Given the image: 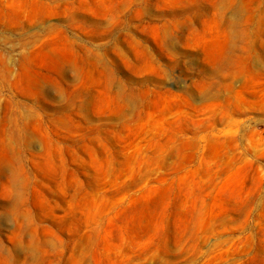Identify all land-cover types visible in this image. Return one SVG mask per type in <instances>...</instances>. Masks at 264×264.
Instances as JSON below:
<instances>
[{
  "label": "rangeland",
  "instance_id": "obj_1",
  "mask_svg": "<svg viewBox=\"0 0 264 264\" xmlns=\"http://www.w3.org/2000/svg\"><path fill=\"white\" fill-rule=\"evenodd\" d=\"M0 264H264V0H0Z\"/></svg>",
  "mask_w": 264,
  "mask_h": 264
}]
</instances>
